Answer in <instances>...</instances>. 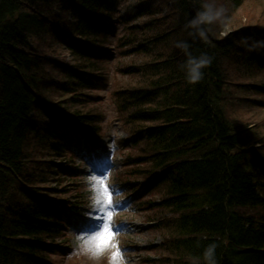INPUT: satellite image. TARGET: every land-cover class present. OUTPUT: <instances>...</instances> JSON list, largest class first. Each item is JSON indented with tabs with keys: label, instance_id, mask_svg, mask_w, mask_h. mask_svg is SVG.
<instances>
[{
	"label": "trees",
	"instance_id": "1",
	"mask_svg": "<svg viewBox=\"0 0 264 264\" xmlns=\"http://www.w3.org/2000/svg\"><path fill=\"white\" fill-rule=\"evenodd\" d=\"M127 1L0 0V264H46L45 254L60 246L52 238L65 234L64 223L49 201L53 188L45 185L57 171L71 170L66 163L72 138L83 133L98 138L103 118L102 111L70 114L65 106L91 103L86 91L101 88L113 64L122 76L137 79L133 88H115L121 100L116 116L135 138L125 155L129 170L124 175L147 179L159 172L154 183L161 196L153 209L170 215L148 218L168 232L167 261L192 264L202 260L208 244L216 243L218 264H264V125L240 123L229 112L239 68L246 74L264 72V28L226 32L227 14L223 24L209 26L204 41L185 27L201 0H169L163 4V21L142 25L137 19L147 16L155 1ZM123 2L134 23L125 28L131 35L119 37L120 53H115L98 42L107 38L106 20ZM241 3L224 4L230 13ZM62 4H68L70 15L51 21L52 8ZM46 40L84 61L82 67L46 59L41 50ZM176 40L187 41L194 56L213 58L200 82L187 83L180 68L187 57L174 47ZM251 42L258 43L256 52ZM141 55L147 62L137 61ZM121 59L130 62L120 65ZM103 62L106 66L100 67ZM46 65L61 72L60 81L55 71H44ZM258 86L252 87L264 89ZM62 117L70 122L71 133ZM41 143L52 158L40 159L36 150ZM54 199L68 202L63 196ZM67 208L78 212L72 203Z\"/></svg>",
	"mask_w": 264,
	"mask_h": 264
},
{
	"label": "rangeland",
	"instance_id": "2",
	"mask_svg": "<svg viewBox=\"0 0 264 264\" xmlns=\"http://www.w3.org/2000/svg\"><path fill=\"white\" fill-rule=\"evenodd\" d=\"M153 1L155 2L153 4V7H151V11L149 12V14L147 16L144 15L137 19V23L139 25H142L146 20L161 19L160 21H163L164 18H162V16L166 18L165 15L167 13V8L163 6V4H167V1L169 0ZM136 2L137 4H141L143 0L127 1V3L130 4ZM218 3H225V0H218ZM145 6L146 5L142 7ZM57 8H52V15L50 14L49 16V19L51 21L55 20L56 22H59V17L64 19V17L70 15L69 13H71L68 11V4H62L59 9ZM151 14L153 16H151ZM228 14V25L226 27V32L239 29L249 30L252 27V30L264 28V0H242L241 5ZM117 15H119L117 17L119 19H124L128 17L125 8V2L120 5V10ZM117 18L114 19V30L116 32L114 34H117V37H122V35L126 34L131 35L130 30L127 31L124 25L118 24L119 19ZM131 22L133 21L131 20L129 23ZM134 36L137 37L138 41L141 39V34H134ZM99 39H102L103 43L98 42V44H103L105 46H109V43L115 44V41L117 40V38L113 39V37L111 36L107 37L106 39ZM245 39L250 42L247 37ZM257 39L259 38L257 37ZM37 41L40 42V40ZM46 42L47 43L44 42L41 45V50H46V59L57 57L59 60L62 61L71 60L73 65H78L82 67V65L78 64L77 60H74L72 58L68 50H66L63 46H58L54 42L51 43V41L48 40H46ZM251 45L255 49L252 51L256 52V50H258V43L251 42ZM33 47L35 49H38L37 47H39V43H34ZM61 47H63L65 50L60 49ZM247 50L251 51L250 48H247ZM138 60L147 62V58L142 55L137 57V61ZM129 62V59H121L119 61V63H122L120 65ZM50 69L51 71L53 70V67L51 65H46L44 67L45 72H48ZM232 70L233 69L231 68V71ZM53 71H55L53 72V76L58 78L57 80L60 81L62 77L61 72L57 70ZM239 71V77L236 79L234 78L237 84L231 86L232 99L234 100L231 105L229 104L230 116L235 117L236 121L240 123H245L247 121L250 123L261 122L264 125V89L258 88L257 90H254L252 87L256 85H259L258 87H264V72L249 71V73L246 74L245 69L241 68H239ZM107 77L108 78L104 80L101 88L93 92L86 91V93L90 96L89 100L91 103L87 105L77 104L74 106L73 104L71 105L68 102L65 106V111L72 114L74 111L90 113V110H95L97 112L102 111L101 113L104 114V117L101 119L102 121L99 120L98 123L101 127L100 137L103 141L104 146L99 148L98 153L95 151L90 155H99L102 153V155L94 159L95 164L100 165L99 168L101 169V174L105 171V169H111V180L115 185V187H111L113 195L115 194L116 188H119V190L123 193V197L121 200L124 201L125 206L120 210L115 209V215L112 216V219H116V226L117 228H119V232L115 236L119 245L115 248L112 246L106 247L105 255L99 261H92L88 259V257L85 255L77 254L75 251L77 247L76 237L78 235H82L83 233H78L74 230V222H77V220L81 218L80 216H73L72 223H70L72 230H67L68 233L65 234L63 237H60V239H53L54 242H60L61 239L66 240L65 243L60 242L66 246V249H64L65 246H63L62 250H57L56 253L49 254L48 263L110 264L111 253L113 251H119L124 253L125 258L129 261V264H170L171 260L169 259L167 261L168 258H166L168 255V250L165 249L166 241H169V235L167 234L168 232H164L163 230L160 231L156 227L155 230L151 229V226L153 225V223H156V221H147L149 220V215L154 214L153 219H156L159 215H165V217H168L170 213L161 208H159L158 210H154L155 208L153 209V206L149 205V203H155L158 198L160 199L161 195L158 194L157 189L151 190L154 185L152 186L150 181L144 182L143 180H145V176L143 175L132 176L130 178L124 175L129 169L127 168L123 171L120 162V160L124 158V155L122 154V151L120 149L125 145L123 144L122 139L126 138L128 136V133L122 127L121 122H118L114 119V116L118 114V102L119 104L121 103V100H119L120 98L116 93L115 88L120 87L122 85L126 87L130 86L133 88L137 84V79L136 77L131 75L122 76L120 72L117 71L116 64H113V67H110L107 73ZM45 81L46 80H44V82ZM47 84L50 87L54 86V84L49 83V80ZM244 85L246 86L245 88L242 87ZM55 95H60V92L55 93ZM51 99V101H57L56 97L53 95L51 96ZM58 122L59 126L61 127V121ZM63 122L65 123V127L67 128V120L63 119ZM129 137H131V135ZM127 145H129V143H127ZM41 146L42 147H40V149L36 150V153L40 154V159H43L45 157L52 158L49 149L43 146V143H41ZM116 151L117 154L115 153ZM90 155H85V160L79 158V156L76 155V157L78 156V158H73L72 161L67 162V165H70L72 169L76 170L71 171L69 175L65 176L56 170L57 172L54 175V178L51 180L50 183H47L45 185L46 187L53 188L50 194L53 199V204L57 203L56 199H54L55 196H63L68 202L75 201V203L82 202L76 201V199H83L85 203V200L89 196L85 181L91 173V171L89 170L90 166L92 167L89 158ZM108 160H111L112 163L109 164ZM92 170H95V167H92ZM127 179L130 180V183L126 182ZM116 181L120 182L122 185H119V183ZM125 183L128 184L126 185ZM59 184H62L61 188L58 187ZM132 198H134V203L131 202ZM113 204L115 207L119 205L117 202H113ZM87 210V208H84L83 212L90 214V211L94 209L89 206V211ZM93 213H96V216L100 215L99 211H95ZM91 214L90 218H95V215ZM110 243L113 244V240Z\"/></svg>",
	"mask_w": 264,
	"mask_h": 264
},
{
	"label": "clouds",
	"instance_id": "3",
	"mask_svg": "<svg viewBox=\"0 0 264 264\" xmlns=\"http://www.w3.org/2000/svg\"><path fill=\"white\" fill-rule=\"evenodd\" d=\"M227 14L228 7L224 3H218V0H201L200 9L185 27L189 30L191 36L207 41L209 26L223 24L227 19ZM174 47L181 50L187 57L185 63L180 65L187 83L196 84L200 82L204 77V70L212 64L213 58L206 53H202L199 56L192 55L189 51L190 45L185 40H176ZM85 183L89 193V206L95 211L105 208L109 201L107 188L115 187L111 180V171L105 169L100 174L95 170H91ZM122 197V191L116 188L115 194L113 195L112 193L111 195V200L118 203ZM112 215H115V210H113ZM95 235V233L78 235L76 237L77 247L75 251L77 254L87 256L92 261H99L104 257L106 249L98 245ZM117 242L116 237H114L113 244L115 245ZM217 246L216 243L208 244L202 252V260L194 259L192 264H218L216 256ZM113 252L110 255V264H129L123 252H119V255L114 259L112 257Z\"/></svg>",
	"mask_w": 264,
	"mask_h": 264
},
{
	"label": "snow or ice",
	"instance_id": "4",
	"mask_svg": "<svg viewBox=\"0 0 264 264\" xmlns=\"http://www.w3.org/2000/svg\"><path fill=\"white\" fill-rule=\"evenodd\" d=\"M100 155H102V153L99 155L93 154L92 158L95 159ZM108 163L111 164L112 161L108 160ZM89 170L90 171L92 170L91 166ZM108 170L110 171L111 169L108 168ZM107 191L109 192V201L106 207L102 208L99 211L100 215L95 218L100 225L98 230L95 232L96 234L95 239L100 247L106 248L108 246H112L115 248L117 246L110 243L116 236V232L113 230V225L111 223V219L113 216L112 212L113 210H115V206L111 200V195H112L111 187L107 188ZM118 255H119V251H114L112 254L113 259L117 257Z\"/></svg>",
	"mask_w": 264,
	"mask_h": 264
},
{
	"label": "bare ground",
	"instance_id": "5",
	"mask_svg": "<svg viewBox=\"0 0 264 264\" xmlns=\"http://www.w3.org/2000/svg\"><path fill=\"white\" fill-rule=\"evenodd\" d=\"M77 61H78V64H80V65H82L81 63H83L84 61H82V60H80V59H77V58H75ZM62 119H64L63 117H62Z\"/></svg>",
	"mask_w": 264,
	"mask_h": 264
}]
</instances>
